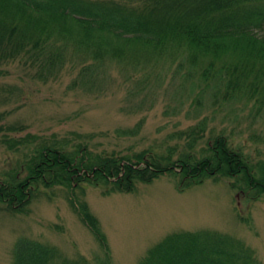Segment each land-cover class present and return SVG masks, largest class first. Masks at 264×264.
I'll list each match as a JSON object with an SVG mask.
<instances>
[{"label": "trees", "instance_id": "16d2710c", "mask_svg": "<svg viewBox=\"0 0 264 264\" xmlns=\"http://www.w3.org/2000/svg\"><path fill=\"white\" fill-rule=\"evenodd\" d=\"M154 56L177 59L180 67L214 82L215 97L245 99L264 113V0H0V73L9 74L5 68L12 66L32 80L49 82L60 79L67 66L80 65L84 79L88 71L150 62ZM202 131L185 132L182 150L97 151L82 139L68 143L30 134L19 140L12 134L25 132L24 125L0 123V145L14 153L30 148L14 168L0 172V204L11 213H26L35 199L51 200L60 190L101 249L90 261L23 238L15 244L13 264H114L108 238L86 200L89 187L110 196L134 194L163 177L173 179L179 192L206 180L228 181L250 201L264 200V161L254 163L224 135L197 151ZM139 264L262 262L242 239L202 229L167 235Z\"/></svg>", "mask_w": 264, "mask_h": 264}, {"label": "rangeland", "instance_id": "374dc122", "mask_svg": "<svg viewBox=\"0 0 264 264\" xmlns=\"http://www.w3.org/2000/svg\"><path fill=\"white\" fill-rule=\"evenodd\" d=\"M152 59L110 64L88 71L84 79L79 78L82 66H67L60 79L49 82L5 68L10 73H0V123L24 125L25 132L12 134L19 140L30 134L68 143L82 139L97 151L125 152L182 150L184 133L201 127L197 151L224 135L254 163L264 161L263 112L245 99L226 102L221 95L215 97V83L180 67L177 59ZM29 152L20 147L14 153L0 145V172L14 168ZM56 196L35 199L28 214L9 213L0 204V264H13L15 244L23 238L55 245L70 257L100 256L94 236L64 197ZM86 200L101 222L114 264H139L167 235L202 229L242 239L264 264V200L250 201L228 181L207 180L179 192L173 179L163 177L134 194L103 196L90 187Z\"/></svg>", "mask_w": 264, "mask_h": 264}]
</instances>
